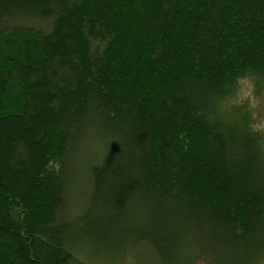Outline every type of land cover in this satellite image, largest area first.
<instances>
[{"label": "trees", "instance_id": "obj_1", "mask_svg": "<svg viewBox=\"0 0 264 264\" xmlns=\"http://www.w3.org/2000/svg\"><path fill=\"white\" fill-rule=\"evenodd\" d=\"M247 78L264 82V0H0V264H83L89 217L156 256L263 259V135L219 112ZM82 138L101 151L68 219Z\"/></svg>", "mask_w": 264, "mask_h": 264}, {"label": "rangeland", "instance_id": "obj_2", "mask_svg": "<svg viewBox=\"0 0 264 264\" xmlns=\"http://www.w3.org/2000/svg\"><path fill=\"white\" fill-rule=\"evenodd\" d=\"M45 27V26H44ZM219 112L227 119H233L247 115L250 124L253 125L263 135L264 149V82L247 78L239 82V87L235 96L226 99L220 104ZM82 138L77 144V149L66 161V173L69 178L68 190L64 205V216L73 219L77 215L84 214L88 204L90 194V181L88 176V167L96 152H100V145L95 139L90 141ZM99 217L88 218L82 223H74L73 235L81 237V233L89 237H82L70 244V251L73 256L83 264H219L210 259L208 253L192 248L191 245L183 253L171 256L170 254L160 252L157 256L144 241L135 242L136 238L125 234H108L101 237L99 234L89 235L92 231L89 225L96 222ZM94 229V228H93ZM97 229V228H95ZM104 234V233H103ZM127 237V238H126ZM147 239V235H143ZM199 242L197 243V248ZM209 252L212 258V252ZM190 255V256H189ZM213 261V262H212ZM255 264H264V258Z\"/></svg>", "mask_w": 264, "mask_h": 264}, {"label": "clouds", "instance_id": "obj_3", "mask_svg": "<svg viewBox=\"0 0 264 264\" xmlns=\"http://www.w3.org/2000/svg\"><path fill=\"white\" fill-rule=\"evenodd\" d=\"M260 127H264V124L260 125Z\"/></svg>", "mask_w": 264, "mask_h": 264}]
</instances>
